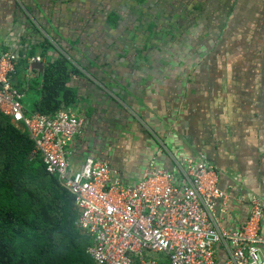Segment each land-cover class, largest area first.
I'll return each mask as SVG.
<instances>
[{"label": "crops", "instance_id": "obj_1", "mask_svg": "<svg viewBox=\"0 0 264 264\" xmlns=\"http://www.w3.org/2000/svg\"><path fill=\"white\" fill-rule=\"evenodd\" d=\"M7 51L69 61L73 170L91 155L132 184L153 161L171 171L192 156L230 195L223 226L244 221L252 195L264 213V0H0Z\"/></svg>", "mask_w": 264, "mask_h": 264}, {"label": "built area", "instance_id": "obj_2", "mask_svg": "<svg viewBox=\"0 0 264 264\" xmlns=\"http://www.w3.org/2000/svg\"><path fill=\"white\" fill-rule=\"evenodd\" d=\"M15 53H0V113L26 129L47 173L74 198L76 226L96 264H264L263 202L252 195L244 221L223 226L230 199L209 163L183 155L173 170L151 162L136 182L125 184L91 155L78 169L69 144L83 121L61 106L54 113L27 111L12 84ZM40 56L28 58L39 63Z\"/></svg>", "mask_w": 264, "mask_h": 264}, {"label": "trees", "instance_id": "obj_3", "mask_svg": "<svg viewBox=\"0 0 264 264\" xmlns=\"http://www.w3.org/2000/svg\"><path fill=\"white\" fill-rule=\"evenodd\" d=\"M108 18L116 21L114 13ZM44 42L43 52L49 48ZM27 67V59L19 58L12 84L21 94L40 96L33 111L51 114L74 100L66 86L71 65L65 57L32 70V79ZM33 150L26 129L0 113V264H95L86 252L90 240L76 226L73 196Z\"/></svg>", "mask_w": 264, "mask_h": 264}, {"label": "rangeland", "instance_id": "obj_4", "mask_svg": "<svg viewBox=\"0 0 264 264\" xmlns=\"http://www.w3.org/2000/svg\"><path fill=\"white\" fill-rule=\"evenodd\" d=\"M34 98L35 96H32V94H27L26 96L23 97L22 103L26 107V110L30 111Z\"/></svg>", "mask_w": 264, "mask_h": 264}, {"label": "water", "instance_id": "obj_5", "mask_svg": "<svg viewBox=\"0 0 264 264\" xmlns=\"http://www.w3.org/2000/svg\"><path fill=\"white\" fill-rule=\"evenodd\" d=\"M31 66H32V68H36V69H38V70H42V68H43V65H42V63H32L31 64Z\"/></svg>", "mask_w": 264, "mask_h": 264}]
</instances>
